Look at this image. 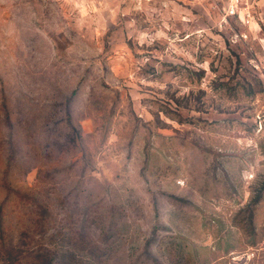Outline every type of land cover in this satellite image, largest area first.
Here are the masks:
<instances>
[{
	"label": "rangeland",
	"instance_id": "1",
	"mask_svg": "<svg viewBox=\"0 0 264 264\" xmlns=\"http://www.w3.org/2000/svg\"><path fill=\"white\" fill-rule=\"evenodd\" d=\"M0 264H264V0H0Z\"/></svg>",
	"mask_w": 264,
	"mask_h": 264
},
{
	"label": "built area",
	"instance_id": "2",
	"mask_svg": "<svg viewBox=\"0 0 264 264\" xmlns=\"http://www.w3.org/2000/svg\"><path fill=\"white\" fill-rule=\"evenodd\" d=\"M236 13L235 8L231 7L227 13V15H234Z\"/></svg>",
	"mask_w": 264,
	"mask_h": 264
}]
</instances>
